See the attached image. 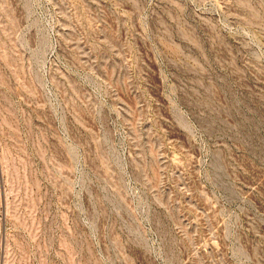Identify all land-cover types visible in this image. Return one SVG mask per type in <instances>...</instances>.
Instances as JSON below:
<instances>
[{"label":"rangeland","instance_id":"rangeland-1","mask_svg":"<svg viewBox=\"0 0 264 264\" xmlns=\"http://www.w3.org/2000/svg\"><path fill=\"white\" fill-rule=\"evenodd\" d=\"M0 264H264V0H0Z\"/></svg>","mask_w":264,"mask_h":264}]
</instances>
